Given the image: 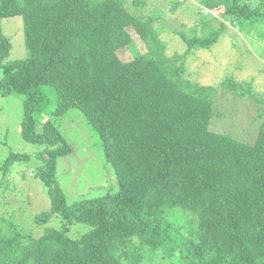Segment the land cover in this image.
<instances>
[{
    "label": "trees",
    "instance_id": "1",
    "mask_svg": "<svg viewBox=\"0 0 264 264\" xmlns=\"http://www.w3.org/2000/svg\"><path fill=\"white\" fill-rule=\"evenodd\" d=\"M226 1L224 18L260 26L264 37V0ZM125 3L0 0V21L21 16L27 49L7 60L12 43L0 24V94L23 95L20 137L42 147L34 174L50 201L26 226L0 215V264H142L157 253L168 263L264 264V94L236 75L216 85L187 76V56L209 49L226 20L196 23L207 28L202 36L174 29L186 50L166 55L159 17L144 18ZM123 47L130 60L117 56ZM45 98L48 115L37 120ZM241 107L252 125L220 130L225 110ZM71 108L101 140L116 188L69 201L55 158L71 149L56 125ZM30 156L9 152L0 179ZM169 209L189 213L186 232Z\"/></svg>",
    "mask_w": 264,
    "mask_h": 264
},
{
    "label": "rangeland",
    "instance_id": "2",
    "mask_svg": "<svg viewBox=\"0 0 264 264\" xmlns=\"http://www.w3.org/2000/svg\"><path fill=\"white\" fill-rule=\"evenodd\" d=\"M145 1L146 4L138 7L133 5L132 0H126L125 4L130 11L144 18L159 17L155 24L160 22L166 27L160 34L166 55L186 50V44L174 33V29L182 28L188 34L196 33L202 36L207 32V28L205 25L196 27V23L201 25L213 20V25L218 26L223 23V19L226 20L225 31L209 49L201 48L195 50V55L187 56V76L195 82L216 85L223 77L236 75L237 79H253L254 89L264 94V37L260 35V26L251 27L244 20L235 24L224 18L222 11L228 6L226 0H182L185 3L181 6H174V0ZM0 24L3 33L12 43L10 55L6 59L25 56L27 49L23 44L21 16L5 17L1 19ZM135 43L139 51H145L141 40H136ZM116 53L122 60L132 58L127 47L117 50ZM22 100V94H0V162L11 151L31 155L28 161H17L10 166L5 174L7 182L0 179V215L7 218L13 215L18 223L26 226L35 213L49 208L50 201L45 184L34 174L35 165L41 161L35 158L34 153L42 147L25 142L20 137ZM48 101L47 98L42 101L41 109H47L35 115L37 120H43L48 115ZM225 114L216 122L220 130L237 133L240 128L242 133L245 127L252 125L249 115L242 107L237 111L227 109ZM251 114L253 113L250 112ZM56 125L71 148L69 153L55 158V178L67 199L72 201L78 197H92L106 190H114L115 175L111 165L105 160L101 140L82 112L71 108L56 119ZM166 216L183 232L191 226L187 212L169 209ZM51 223L57 224L53 219ZM159 254L155 255L153 261L144 260L141 263H179L175 258H171V263L167 260L158 261L156 258Z\"/></svg>",
    "mask_w": 264,
    "mask_h": 264
}]
</instances>
